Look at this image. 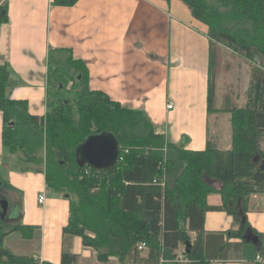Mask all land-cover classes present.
<instances>
[{
    "label": "trees",
    "instance_id": "obj_1",
    "mask_svg": "<svg viewBox=\"0 0 264 264\" xmlns=\"http://www.w3.org/2000/svg\"><path fill=\"white\" fill-rule=\"evenodd\" d=\"M77 1L52 0V4L72 7ZM180 1L207 27L209 113L215 101V78L224 70L222 49L245 62L249 70L243 104L237 106L226 89L218 110L229 115L227 150H219L213 141L202 151L184 150L166 141L141 111L122 108L102 92L89 90L86 68L67 50H49V55L65 54L72 65H78L64 79L71 87L56 83L60 66L49 67L46 111L41 117L30 115L25 102L10 98V68L6 62L0 64L2 146L11 159L28 165L25 170L44 174L48 194L67 196L63 235L80 238L84 247L95 252L99 264L111 258L118 264H208L203 249L205 213L232 216L240 227L228 234L239 237L249 230L245 218L249 197L264 196V167L260 166L264 161V0ZM6 22V6L0 5V25ZM64 91L76 94L69 99ZM103 132L111 133L120 147L117 167L107 177L80 168L74 157L86 137ZM205 179L219 182L220 189ZM10 189L0 176V200ZM213 193L220 195V204L207 202ZM11 222L7 226L0 220V264H19L5 250V237L32 236L31 227ZM190 232L195 234L193 239ZM179 246L183 262L177 259ZM26 259L30 262L24 264H32L31 257ZM76 262V255L62 252L60 264Z\"/></svg>",
    "mask_w": 264,
    "mask_h": 264
},
{
    "label": "crops",
    "instance_id": "obj_2",
    "mask_svg": "<svg viewBox=\"0 0 264 264\" xmlns=\"http://www.w3.org/2000/svg\"><path fill=\"white\" fill-rule=\"evenodd\" d=\"M0 5L7 14L0 25V64L10 68V98L25 102L30 115L41 117L46 111L47 72L61 57L49 55V50H67L86 68L89 90L102 92L122 108L141 111L166 141L189 151L204 150L208 141L219 150L229 149L230 128L227 148L219 135L229 123V115L218 111L226 91L221 86L217 94L219 75L213 110H207V27L180 0H78L72 7L53 6L52 0H0ZM229 90L237 106L243 104L244 96L239 103ZM25 168L2 146L0 112V176L11 187L6 200L15 212L9 220L32 228L29 239L19 233L17 239L9 240L13 233L5 237V250L50 264H60L66 251L77 256L76 264H99L80 238L63 235L69 209L65 197L48 194L44 174ZM205 182L220 189L217 181ZM42 193L45 199L39 204ZM207 202L220 204V195H209ZM245 218L256 245L243 238L245 233L228 234L240 227L232 216L205 213L203 249L209 263L264 264L263 195L249 197ZM182 251L179 246L177 259Z\"/></svg>",
    "mask_w": 264,
    "mask_h": 264
},
{
    "label": "rangeland",
    "instance_id": "obj_3",
    "mask_svg": "<svg viewBox=\"0 0 264 264\" xmlns=\"http://www.w3.org/2000/svg\"><path fill=\"white\" fill-rule=\"evenodd\" d=\"M222 58H223V62H225V65H223L224 63H222L223 66V71L219 74V83H218V91L217 94L220 93L219 90L221 89V86H223V90L226 89H233V93L236 95L238 102L240 100V102L242 101V96H244V93L247 89L248 86V78H249V70L248 67L246 65L245 62H243L242 60L236 59V58H231L230 57V52L227 49H222L221 52ZM68 56L65 54H61V57L59 59H57V63L56 65L60 66L58 69V73H56V75L54 76L56 79V83L57 81H62L63 85L61 84L60 86H65V89H69L71 87L70 83H67L64 81V79L69 78L70 75H72L75 72V67H77L78 65H72L71 62L69 60H67ZM64 73V78L61 76L62 72ZM54 79H53V85H55L56 83H54ZM59 86V87H60ZM53 90V89H51ZM75 91L72 92H63L64 97L72 99L75 96ZM59 99H61L59 97ZM64 99V98H63ZM239 102V103H240ZM212 122V121H211ZM210 122V124H211ZM229 128L230 125L227 122L226 125L222 126L219 135H220V142H221V146L222 147H228L229 146ZM225 145V146H223ZM166 149V148H165ZM38 155H40L41 153H37ZM163 154L165 156L166 154V150H163ZM37 155V156H38ZM24 167H27V164H23ZM260 166L264 167V161L260 162ZM31 167H34L33 165ZM7 191V192H6ZM4 192V197L5 200L7 199V196L9 198V190H6ZM51 195V194H50ZM8 202V200H7ZM11 203V201H10ZM15 212H13V209L11 208V206L9 207L8 204V213L7 215L4 217L3 221L5 222V224L8 226L10 224H12L11 220H9V218L11 219V216L14 215ZM19 238V235L17 233H13L12 235H10L9 240L12 239H17ZM14 258L16 259V261H18L19 264H24L25 262H30V260L26 259V257L28 258V256H19V255H13ZM33 260L32 264H40L39 260H36L35 258L31 257ZM108 264H117L116 259L111 258L108 262Z\"/></svg>",
    "mask_w": 264,
    "mask_h": 264
},
{
    "label": "water",
    "instance_id": "obj_4",
    "mask_svg": "<svg viewBox=\"0 0 264 264\" xmlns=\"http://www.w3.org/2000/svg\"><path fill=\"white\" fill-rule=\"evenodd\" d=\"M75 162L80 168H87L95 174L107 177L115 170L120 159V147L115 137L108 132L86 137L74 151ZM67 196H65L66 198ZM8 213V202L0 200V220ZM243 238L253 245L258 243L256 236L247 230ZM186 243V247H188Z\"/></svg>",
    "mask_w": 264,
    "mask_h": 264
},
{
    "label": "built area",
    "instance_id": "obj_5",
    "mask_svg": "<svg viewBox=\"0 0 264 264\" xmlns=\"http://www.w3.org/2000/svg\"><path fill=\"white\" fill-rule=\"evenodd\" d=\"M171 108H172V104H171V103L167 104V109H171ZM119 160H120V159H119ZM86 169H87V168H86ZM87 170H90V169H87ZM163 178H164V176H163ZM44 199H45V195H44V193L40 194V195L37 197V201H38L39 204H42L43 201H44ZM138 250H139V251L143 250V245H140V246L138 247ZM256 260L259 261V260H260V257L257 256V257H256ZM179 261L183 262L184 260L179 259ZM208 264H214V263H208Z\"/></svg>",
    "mask_w": 264,
    "mask_h": 264
}]
</instances>
